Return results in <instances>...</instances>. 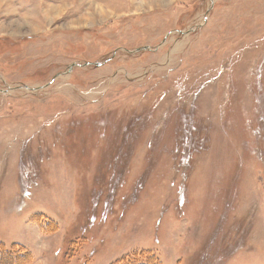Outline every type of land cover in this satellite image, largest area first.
Segmentation results:
<instances>
[{
  "label": "rangeland",
  "instance_id": "obj_1",
  "mask_svg": "<svg viewBox=\"0 0 264 264\" xmlns=\"http://www.w3.org/2000/svg\"><path fill=\"white\" fill-rule=\"evenodd\" d=\"M0 243L264 264V0H0Z\"/></svg>",
  "mask_w": 264,
  "mask_h": 264
},
{
  "label": "trees",
  "instance_id": "obj_2",
  "mask_svg": "<svg viewBox=\"0 0 264 264\" xmlns=\"http://www.w3.org/2000/svg\"><path fill=\"white\" fill-rule=\"evenodd\" d=\"M0 245L1 246H3V243H0ZM20 246H22V245H20ZM16 247H18V246H16ZM23 247V246H22ZM21 247V248H22ZM9 249H10V251L12 252V253H15V252H17L19 255V257H21V256H24V253L22 252V250H21V248H12V246H10V247H8ZM14 249V251H12ZM3 250L6 252H8V249H6L5 247H3Z\"/></svg>",
  "mask_w": 264,
  "mask_h": 264
},
{
  "label": "water",
  "instance_id": "obj_3",
  "mask_svg": "<svg viewBox=\"0 0 264 264\" xmlns=\"http://www.w3.org/2000/svg\"><path fill=\"white\" fill-rule=\"evenodd\" d=\"M144 48V47H143ZM144 49H146V48H144ZM43 86H41L40 88H42Z\"/></svg>",
  "mask_w": 264,
  "mask_h": 264
},
{
  "label": "bare ground",
  "instance_id": "obj_4",
  "mask_svg": "<svg viewBox=\"0 0 264 264\" xmlns=\"http://www.w3.org/2000/svg\"><path fill=\"white\" fill-rule=\"evenodd\" d=\"M49 7H51V6H49ZM53 9V8H52ZM51 10V9H50Z\"/></svg>",
  "mask_w": 264,
  "mask_h": 264
}]
</instances>
